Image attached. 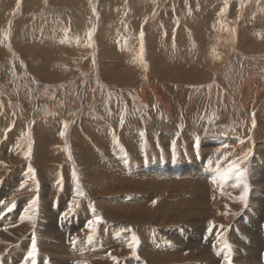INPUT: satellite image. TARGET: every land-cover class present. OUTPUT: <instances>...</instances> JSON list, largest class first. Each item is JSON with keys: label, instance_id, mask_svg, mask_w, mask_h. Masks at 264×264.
<instances>
[{"label": "rangeland", "instance_id": "374dc122", "mask_svg": "<svg viewBox=\"0 0 264 264\" xmlns=\"http://www.w3.org/2000/svg\"><path fill=\"white\" fill-rule=\"evenodd\" d=\"M118 7L120 13L111 14ZM72 8L83 20L80 28L61 21L72 19ZM206 10L217 17L197 19ZM157 50L165 54L159 58ZM167 55L168 67L162 61ZM208 141L217 146L206 154ZM185 155L207 175L244 174L239 191L218 182L211 187L213 217L211 211L198 217L184 203L193 194L172 195L176 204L183 201L177 207L185 218L195 221L189 228L185 221L137 224L138 215L128 212L112 215L121 221L105 215L113 198L128 203L143 193L124 186L132 184L135 166L166 167L168 160L181 166ZM258 156L261 162L264 0H0V264H48L51 256L57 263L47 240L70 245L75 264H150L142 255L144 242L154 251L173 246L178 252L188 243L158 242L159 234L165 236L161 229L193 234L189 244L200 250L181 264L195 261L199 251L212 260L195 264H228L226 257L235 264L233 238L245 247L242 264H264V184L254 183L253 171L243 166ZM245 189L246 202L239 200ZM235 203L240 207L231 211ZM125 214L128 220H122ZM27 220L31 228L22 235L28 227L19 226ZM78 221L77 230L65 231L64 225L71 229ZM50 225L61 233L53 237ZM16 226L10 240L7 232L14 236ZM112 232L125 236L126 244L96 246ZM33 241L38 254L29 258Z\"/></svg>", "mask_w": 264, "mask_h": 264}, {"label": "bare ground", "instance_id": "6f19581e", "mask_svg": "<svg viewBox=\"0 0 264 264\" xmlns=\"http://www.w3.org/2000/svg\"><path fill=\"white\" fill-rule=\"evenodd\" d=\"M114 1V0H113ZM116 1V0H115ZM58 5V4H57ZM110 5H114L115 6V2L114 3H111ZM117 6H120L118 4H116ZM205 7V6H204ZM50 8V7H49ZM53 8V7H52ZM51 8V9H52ZM132 8V7H130ZM145 7H143L141 10H144ZM220 10H218V15H220L219 13H221V7H219ZM119 7L117 8V10H114L111 14L115 15V14H119L118 12H115V11H118ZM210 9V8H209ZM72 11H73V14H72V19L69 20L67 19L66 17L64 19H62L61 21L64 23V24H74L76 25L78 28H80L82 25V18L80 17V15H77V11L75 9L72 8ZM145 11V10H144ZM211 11L213 10H206L204 11L205 13H203L201 16H199L197 19H200V18H204V17H217V14L215 15L214 13H210ZM54 12V11H53ZM110 13V12H109ZM202 13V12H201ZM69 15V14H68ZM215 15V16H214ZM70 17V16H69ZM121 17V16H120ZM125 18V17H124ZM206 19V18H205ZM195 20V19H194ZM130 21V20H129ZM128 22V21H127ZM157 23V22H156ZM189 23V22H188ZM193 23V22H192ZM196 23V22H195ZM211 23V22H209ZM149 24V23H148ZM174 24V23H173ZM194 24V23H193ZM197 24V23H196ZM205 24V23H203ZM141 25V24H140ZM199 25V23H198ZM217 25V24H216ZM222 25V24H221ZM224 25V24H223ZM223 25L221 27H223ZM191 26V24H190ZM205 26V25H204ZM204 26H200L202 27L203 30H206L204 28ZM207 26V25H206ZM205 26V27H206ZM210 26V25H208ZM116 27V26H115ZM211 27V26H210ZM127 27H125V30H126ZM140 28V26H139ZM138 28V30H139ZM144 28V27H143ZM142 28V29H143ZM150 28V27H149ZM165 28V26H164ZM172 28V27H171ZM184 28V27H183ZM191 28V27H190ZM209 28V27H208ZM212 28V27H211ZM210 28V29H211ZM53 29V28H52ZM63 29V28H62ZM135 29V28H134ZM166 29V28H165ZM185 29V28H184ZM197 29V27H196ZM195 29V30H196ZM199 29V28H198ZM201 29V28H200ZM201 29V30H202ZM209 29V30H210ZM220 29H223V28H220ZM60 30V29H59ZM193 30V29H192ZM63 31V30H62ZM159 31V30H158ZM163 31V30H161ZM159 31V32H161ZM181 31V29L179 30V32ZM198 31V30H197ZM66 32V30H65ZM69 32V31H68ZM133 32V31H132ZM69 34V33H68ZM78 34V33H77ZM204 34V33H203ZM56 35V34H55ZM63 35V34H62ZM72 35V34H71ZM210 35V34H209ZM208 35V36H209ZM212 35V34H211ZM76 36V37H75ZM73 37L75 38H78V35H75ZM188 36V35H187ZM61 37V36H60ZM63 38V37H62ZM201 39V38H200ZM59 40V39H58ZM212 40V39H210ZM205 42V41H204ZM217 42V41H216ZM152 43V42H151ZM155 45V44H154ZM205 45V44H204ZM220 45V44H219ZM170 46V45H169ZM47 47V46H46ZM202 47V46H201ZM214 47V46H213ZM168 48V47H167ZM206 48V47H205ZM225 48V47H224ZM145 50V49H144ZM154 50V49H153ZM204 50V49H203ZM207 50V48H206ZM205 50V56L207 55V51ZM209 50V49H208ZM168 49L166 50V53H170V52H167ZM157 56L160 58V55L161 54H165V52L161 51L160 50L158 51L157 50ZM213 54H211L212 56ZM162 56V55H161ZM164 58L162 59L163 64H165L166 66L168 65V63H166L165 61H169V56H163ZM204 57V54H202V56L200 58H203ZM199 58V57H198ZM117 59V58H116ZM137 59V58H136ZM211 59V58H210ZM150 61V59H149ZM151 62V61H150ZM161 62V61H160ZM160 62H159V65H160ZM170 64V63H169ZM130 65V64H129ZM128 65V66H129ZM154 66V65H153ZM168 67V66H167ZM170 67V65H169ZM172 67V66H171ZM155 69V68H154ZM162 70V69H161ZM166 70V68H165ZM168 71V69H167ZM166 71V72H167ZM165 72V73H166ZM173 72V71H172ZM162 73V71H161ZM179 75V74H178ZM216 78V77H215ZM137 80V79H136ZM150 85V84H149ZM148 86V85H147ZM153 88V87H152ZM158 88V87H157ZM157 93V92H156ZM143 94V92H142ZM145 94V92H144ZM160 95V94H158ZM161 97V96H160ZM161 99V98H160ZM161 101V100H160ZM162 106L164 107V109L166 110L167 114L170 115L168 113V105H164V103L162 102L161 103ZM135 136V134H134ZM188 138V137H187ZM66 141V140H65ZM139 142V141H138ZM166 142V141H165ZM189 142V141H188ZM213 141H208L206 143L203 144V147L204 149H202V151H204V153L206 152V154L210 152V150L217 146L216 144L212 143ZM190 143V142H189ZM170 144V143H168ZM192 144V142L190 143ZM133 145V144H132ZM136 145V144H135ZM139 146V145H138ZM167 146V145H166ZM132 147V146H131ZM191 147V152L193 151L192 149H195L193 144L190 145ZM135 149V148H133ZM132 149V150H133ZM166 150V149H165ZM168 150V148H167ZM166 150V151H167ZM171 150V149H169ZM198 150V149H197ZM190 151V150H189ZM213 151V150H212ZM215 151V150H214ZM221 151V150H220ZM169 152V151H168ZM223 152V151H222ZM167 153V152H166ZM183 153H186V152H183ZM194 153V152H193ZM212 153V152H211ZM160 154V153H159ZM3 155V154H2ZM1 155V156H2ZM183 155V154H182ZM193 155V154H192ZM149 156H153L151 154H149ZM157 156V154H156ZM168 156V155H166ZM197 156V155H196ZM213 156V155H211ZM190 157V156H189ZM199 157V155H198ZM197 157V158H198ZM260 156L256 157L255 158V162L249 164V163H245L243 164V166L245 168H247L248 170H251L253 171L252 173H254V176L251 175L250 179L254 182V183H263L264 184V159L259 162L258 159H259ZM140 158V157H139ZM149 159V158H148ZM167 159V158H165ZM189 159V158H188ZM186 158V155H185V159L183 160V162H180L182 163V165L180 166L177 165H173V163H171V161H167L165 162L164 166L166 167H159L157 165H153V167H150V165H146V164H139L138 166H135V174H133V176L131 178H129L132 182V184H126L124 185L125 188L127 189H138L140 191H142L143 193L141 194V196L139 197V199L137 201H132V202H124L123 201V198H119V196L117 198H113L112 199V205H111V212H109V210L105 211V215H107V217L111 218L112 220H115V221H121L119 219H116V217L112 216V215H116V213H121V212H128L129 215L128 216H137L138 215V220L136 221L137 224H146L147 226H150L153 221L155 219H158V224H155L159 227H162V226H167V225H171V224H174L175 222H178V221H185L182 225L184 227H187L189 228L190 225H195V221H189V219L185 218L186 215L183 214V212L177 207V205H179L180 203H182L183 201H180L179 203H175L174 200L179 196L181 198V196H185V195H189V194H193L196 196V198L194 197L193 200H189L188 202H184L187 206H190L192 207V212L194 214H199V216H202L204 215L203 213H207V211H211V216L213 217V214H212V211H213V207H215L217 205V202H215L216 200L213 198L212 199V196H213V193L211 192V187L212 186H215L214 184L216 182L220 183V185H225V186H233L235 188L236 191H239L241 189V179H243V175L240 174V176H238L236 179H231V178H228L226 175L223 176V175H220L217 174L216 175H207V172H205L203 169V167H200V168H203L202 170H199V167H196V166H193L192 164L189 163L190 160H188ZM196 159V158H195ZM203 159H205V163L207 164V160L205 157H203ZM143 160V159H141ZM151 160V159H150ZM149 160V161H150ZM153 160V159H152ZM212 160V159H210ZM251 160V159H250ZM144 161V160H143ZM213 161V160H212ZM254 161V160H253ZM201 163L202 165V161L199 162ZM149 168V170L151 171H154V172H150V173H146L145 170H147V167ZM210 166V165H209ZM216 167V166H215ZM207 165H206V169H207ZM145 169V170H143ZM203 171V172H202ZM207 171H209L207 169ZM218 171V170H217ZM164 172L166 173V175H164ZM205 172V173H204ZM215 173V172H214ZM20 174V173H19ZM1 175V174H0ZM207 175V176H206ZM242 175V176H241ZM16 178V177H15ZM147 178V179H145ZM140 179V180H139ZM139 180V181H138ZM9 181V180H8ZM49 181V180H48ZM186 184V185H185ZM189 184V185H188ZM11 185V184H10ZM9 185V186H10ZM190 185H193V186H190ZM192 189V190H191ZM2 190V189H1ZM7 190V189H6ZM145 190V191H143ZM234 190V191H235ZM112 191V190H110ZM262 191V190H261ZM6 192V191H5ZM108 192V191H107ZM171 192V194H170ZM197 192H200L199 194H197ZM8 193V192H7ZM105 193V192H104ZM126 193V192H125ZM262 193V192H261ZM13 194V192H12ZM143 194H146L144 197H143ZM151 194V195H149ZM173 194H177V197L176 196H172ZM124 195V194H123ZM160 195V196H159ZM9 196V195H7ZM125 196V195H124ZM255 196V194H254ZM264 197V196H263ZM152 198H156L157 200V203L156 204H153V202L151 203V201L153 200ZM191 199V198H190ZM254 199V198H253ZM256 199V198H255ZM260 202V201H259ZM264 202V201H263ZM242 203V202H241ZM253 204V203H252ZM213 205V207H212ZM240 207V204L239 203H235L232 205L231 207V211H235L237 209H239ZM41 208V207H40ZM264 208V206H263ZM263 208H259V210L263 211ZM103 209V208H102ZM132 210H135L136 212H132ZM204 211V212H203ZM255 211V210H253ZM3 212V211H2ZM13 214V213H12ZM34 215V214H33ZM195 215V216H196ZM26 216V215H25ZM55 216V215H54ZM57 216V215H56ZM258 216V215H257ZM230 217V216H229ZM1 218V217H0ZM127 217H126V214L122 216V220H124ZM257 218V217H256ZM29 219V218H28ZM32 219V218H30ZM43 219V218H42ZM186 219V220H185ZM201 219V218H200ZM231 219V218H229ZM228 219V220H229ZM260 220V219H259ZM12 221V219H11ZM54 221V220H52ZM130 221V220H129ZM222 221H225V218H223ZM246 221V220H245ZM43 222V221H42ZM128 222V221H127ZM135 222V221H134ZM192 222V223H191ZM243 222V221H242ZM69 223V222H68ZM249 223V222H248ZM258 223V222H257ZM23 226H19V227H28L27 231L25 232H20L22 233V235H26L27 232L30 230V226H29V220L27 221H23ZM81 223H78L77 222H73L72 225H71V229L69 228L70 225H64L65 226V231L67 232L66 228L68 230H73L75 231V229L77 230V228H79ZM201 224V223H200ZM2 225V223H1ZM38 229L41 231V232H48L49 230L47 228L44 227L45 224H41L38 222ZM18 226V225H17ZM14 227V229L12 230V233L13 231L14 232H18L19 231V228L18 227ZM255 226V225H254ZM203 227V226H202ZM50 228L51 230L53 229V237H56V235H59L61 233L60 229H57V228H53L51 225H50ZM200 228V227H199ZM198 228V229H199ZM88 229V228H87ZM178 229V228H177ZM197 229V230H198ZM236 229V228H235ZM35 230V229H34ZM38 230V231H39ZM57 230V231H56ZM81 230V229H80ZM167 230V229H166ZM165 229H161V232L165 235L161 236V234H159L158 238L160 241L158 242H162L163 239H165V237H168L169 239H172V238H176L178 239V242L180 243H183L184 242H188L187 245L185 246H182L180 249L182 251L179 250V252L176 250V248H174L173 246H168V247H162V251H154L153 250V247H149L148 246V241L144 242V246L141 247L142 248V251H143V257H144V260H146L147 262H149L150 264H156V263H159V264H181V262H183L185 259H188L192 256V254L196 251V250H200V248L196 247V243L195 245L192 247V244L190 245L189 242L193 241V234H190L189 230L188 229H185V231H183L184 233V237L182 236V231L181 232H176L175 235L173 234V232H168L166 231ZM193 230V229H192ZM63 231V230H62ZM207 230H205L204 232H206ZM1 232V231H0ZM50 232V231H49ZM48 232V233H49ZM52 232V231H51ZM193 233V232H192ZM209 233V232H208ZM51 234V233H49ZM73 234V233H72ZM198 235V233H196ZM4 235V234H2ZM14 236H11L10 237V232H7V236L10 238V240L14 239L17 235V233H13ZM111 235V236H110ZM110 235H105L104 236V243L102 242V244H98L96 246H113V245H121L123 244V241H124V244H126L125 242L127 241V239H125L124 237L125 236H116V233L113 232L110 233ZM174 237H173V236ZM195 235V234H194ZM146 237H148V235L146 234L145 235ZM192 236V237H191ZM52 237V236H51ZM52 237V239H53ZM186 237H190L188 240ZM198 237V236H197ZM242 237V236H241ZM61 238V237H60ZM127 238H130V237H127ZM195 238V236H194ZM245 239V238H244ZM4 240V239H3ZM196 240V239H195ZM239 240V239H238ZM243 240V238H242ZM49 240H47L45 242V244H48V245H51V249L52 251L56 252L58 255V259L57 260V263L54 261V258L51 256L49 259V263L48 264H75V261H74V258H73V255L70 254L72 253L71 251H69V249L71 250V248H69V246L61 243V242H57V241H53V242H48ZM63 241V240H62ZM175 241V240H174ZM231 241H232V238H231ZM244 241V240H243ZM258 241V240H257ZM4 242V241H3ZM176 242V241H175ZM195 242V241H194ZM250 242V241H249ZM248 242V243H249ZM13 243V242H12ZM24 244H26V247L24 249H27L28 247V241H23ZM44 244V242H42ZM179 243V244H180ZM199 243V242H198ZM234 244V251H235V260H237V263L235 264H242V262L244 260H246V254H245V247L242 246V244L239 242H237L234 238H233V242ZM243 243H247V241H244ZM247 243V244H248ZM254 243V242H253ZM252 243V244H253ZM95 244V242H94ZM194 244V243H193ZM250 244V243H249ZM251 244V245H252ZM1 245V244H0ZM9 245V244H8ZM23 245V244H22ZM150 245V244H149ZM258 245V244H257ZM79 246V245H78ZM255 246V245H254ZM262 246V245H261ZM78 248L79 250L80 249V246L79 247H76ZM95 248V247H94ZM259 248V247H258ZM105 249V248H104ZM124 249V248H123ZM257 249V248H255ZM73 250V249H72ZM102 250V249H101ZM122 250V249H121ZM121 250H116L114 251V254H116L117 252L118 253H122ZM146 250V253H144V251ZM186 250V251H184ZM253 250V249H252ZM258 250V249H257ZM124 251L127 252V250L124 249ZM184 251V252H183ZM190 251V252H189ZM244 251V252H243ZM189 252V253H188ZM227 252V251H226ZM250 252V251H249ZM252 252V251H251ZM261 252V251H260ZM100 253V252H99ZM163 253V255H162ZM66 254V255H65ZM145 254V255H144ZM198 255L195 256V261H192L190 264H195V263H198V262H203V261H207V260H212V259H209V254H205V252H201L199 251L197 253ZM248 254V253H247ZM255 254V253H253ZM122 255V254H121ZM162 255V256H161ZM229 255V254H228ZM231 255V254H230ZM48 256V255H47ZM253 257V255H252ZM256 257V256H254ZM13 258V257H12ZM45 258V257H44ZM98 258V257H97ZM96 258V259H97ZM259 258V257H258ZM257 258V259H258ZM11 259V258H10ZM9 259V260H10ZM22 259V258H21ZM20 259V260H21ZM253 259V258H252ZM8 260V259H7ZM141 260V259H140ZM255 260V259H254ZM48 261V260H47ZM86 261V260H85ZM189 261V259H188ZM257 261V260H256ZM145 262V261H144ZM255 262V261H254ZM7 264H11L9 263L8 261L6 262ZM14 264H18V261L17 263L16 262H13ZM77 263V262H76ZM90 264V262H83V263H77V264ZM138 263H141V262H138L134 259L130 260L128 262V264H138ZM185 263V262H184ZM28 264H33V262L31 261L28 262ZM92 264V263H91ZM95 264H109L107 261H103V262H100V263H95ZM148 264V263H147ZM247 264V263H245Z\"/></svg>", "mask_w": 264, "mask_h": 264}, {"label": "snow or ice", "instance_id": "6c2138e0", "mask_svg": "<svg viewBox=\"0 0 264 264\" xmlns=\"http://www.w3.org/2000/svg\"><path fill=\"white\" fill-rule=\"evenodd\" d=\"M141 37H143V32H141ZM235 167L237 168V170H239V165H236ZM246 193H247V189H245V193L239 197V200L246 202V199H247ZM36 202H37L36 199H33L31 201L32 206H35ZM90 223H92V222H90ZM212 226H215V225H212ZM129 247H133V245L130 244ZM37 254H38V251H37L36 243H35V241H33L31 251L28 252L27 255L29 258H34L37 256ZM113 259H115V258H113ZM225 259L228 260V264H231V258L230 257H226Z\"/></svg>", "mask_w": 264, "mask_h": 264}]
</instances>
